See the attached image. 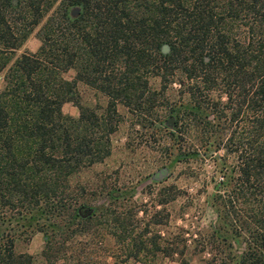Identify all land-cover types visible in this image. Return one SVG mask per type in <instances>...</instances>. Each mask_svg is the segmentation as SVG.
I'll use <instances>...</instances> for the list:
<instances>
[{"label": "trees", "instance_id": "trees-1", "mask_svg": "<svg viewBox=\"0 0 264 264\" xmlns=\"http://www.w3.org/2000/svg\"><path fill=\"white\" fill-rule=\"evenodd\" d=\"M34 28L36 48L15 55ZM0 73V264H32L15 245L34 231L43 264H160L146 253L160 244L131 235L134 204L111 192L89 211L91 187L75 176L110 153L118 104L150 122L173 80L189 81L188 103L170 107L164 148L188 161L213 147L207 262L264 264V0H0ZM217 76L227 100L216 117L234 122L224 138L202 92ZM78 82L104 103L81 101ZM172 188L156 201H172ZM177 264H189L181 252Z\"/></svg>", "mask_w": 264, "mask_h": 264}, {"label": "rangeland", "instance_id": "rangeland-1", "mask_svg": "<svg viewBox=\"0 0 264 264\" xmlns=\"http://www.w3.org/2000/svg\"><path fill=\"white\" fill-rule=\"evenodd\" d=\"M35 29L15 50V55L36 48L38 39L34 34ZM73 74L72 68L64 73L66 77ZM2 82L3 73H0V85ZM187 82L189 81L181 84L178 80H173L166 85L164 92L166 97L156 101L152 116L150 120L148 119L150 122L118 104L120 120L117 129L110 135V153L100 162L84 168L75 176V179L87 182L92 189L96 188L95 194L91 188L88 189L85 206L89 211H92L95 205L106 203L111 192L119 195L121 207L127 208L129 203L134 204V208L137 209L134 213L131 235L147 240L153 237L161 247L148 250L146 253L160 264H177L180 252L189 264H208L207 258L211 254L209 249L202 245L207 240L205 235L209 230V224H212L210 221L214 218L209 205V196L213 190L212 181L209 179L212 173L213 147L211 144L207 146V153L203 158L202 155H198L196 159L187 161L177 159L174 153L169 154L163 145L167 130L174 127L172 125L174 111L188 103L185 91ZM149 86L157 89L159 87L157 78H150ZM77 90L83 102L104 103L102 95L83 83H77ZM202 92L206 95L204 104L207 107L209 105L214 107L211 102H216L214 107L216 110L213 109L215 118L213 116L212 123L216 128H226L221 132L224 138L227 127L234 124L229 123L225 116L216 117L219 108L226 110L227 89L224 80L217 76L211 89L206 91L202 86ZM233 97L234 91L231 89V98ZM170 107L173 108V112H170ZM62 110L71 115L77 114V107L70 101L62 104ZM209 116L211 117L212 113ZM178 125L181 123L178 122ZM179 141L185 145L188 140L179 138ZM192 142L199 150L204 151L197 140L192 139ZM216 152L223 153L222 146ZM226 158L227 161L231 159L228 155ZM167 185H172L176 197L172 201L160 204L156 201L158 191ZM155 210H159L155 215L160 220L158 223L152 222ZM144 226L147 230L142 233ZM104 239L108 243L111 242L108 236ZM41 246V232L34 231L26 242L17 241L15 248L32 254V264H43L39 254ZM143 252L144 250L140 253Z\"/></svg>", "mask_w": 264, "mask_h": 264}, {"label": "water", "instance_id": "water-1", "mask_svg": "<svg viewBox=\"0 0 264 264\" xmlns=\"http://www.w3.org/2000/svg\"><path fill=\"white\" fill-rule=\"evenodd\" d=\"M161 49H162L163 51H165V50L167 49V45H166V44H163V45L161 46Z\"/></svg>", "mask_w": 264, "mask_h": 264}]
</instances>
